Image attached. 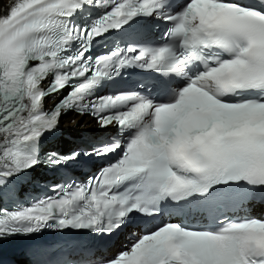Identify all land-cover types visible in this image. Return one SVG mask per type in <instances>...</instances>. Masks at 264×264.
<instances>
[{"label":"snow or ice","instance_id":"1","mask_svg":"<svg viewBox=\"0 0 264 264\" xmlns=\"http://www.w3.org/2000/svg\"><path fill=\"white\" fill-rule=\"evenodd\" d=\"M101 42L109 50L93 55ZM128 69L152 74L143 94H100ZM49 96L61 98L45 110ZM70 112L95 129L42 155ZM97 160L106 163L85 182L0 207V241L46 230L108 241L169 204V216L199 212L200 222L132 231L112 256L89 245L80 259L34 264H264V217L248 214L257 197L264 203V0H9L0 197L41 166L69 172Z\"/></svg>","mask_w":264,"mask_h":264},{"label":"bare ground","instance_id":"2","mask_svg":"<svg viewBox=\"0 0 264 264\" xmlns=\"http://www.w3.org/2000/svg\"><path fill=\"white\" fill-rule=\"evenodd\" d=\"M9 2V0H0V10L3 9V7ZM59 96L57 97H51L49 99H47L46 105L48 104H53L55 102L56 99H58ZM64 121V127L69 128V129H77V130H82L85 129V127H89L92 126L93 123L91 121H89L87 118H81V117H77L74 115H69ZM75 121L76 123L73 124L72 122ZM60 144L65 143L64 141L60 140L59 141Z\"/></svg>","mask_w":264,"mask_h":264},{"label":"rangeland","instance_id":"3","mask_svg":"<svg viewBox=\"0 0 264 264\" xmlns=\"http://www.w3.org/2000/svg\"><path fill=\"white\" fill-rule=\"evenodd\" d=\"M65 120V119H64Z\"/></svg>","mask_w":264,"mask_h":264}]
</instances>
